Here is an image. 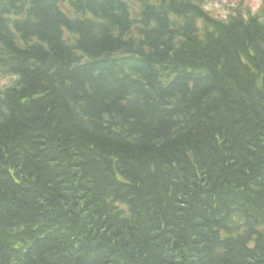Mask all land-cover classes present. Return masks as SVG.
<instances>
[{
	"label": "trees",
	"instance_id": "1",
	"mask_svg": "<svg viewBox=\"0 0 264 264\" xmlns=\"http://www.w3.org/2000/svg\"><path fill=\"white\" fill-rule=\"evenodd\" d=\"M203 1L0 0V264H264V3Z\"/></svg>",
	"mask_w": 264,
	"mask_h": 264
},
{
	"label": "rangeland",
	"instance_id": "2",
	"mask_svg": "<svg viewBox=\"0 0 264 264\" xmlns=\"http://www.w3.org/2000/svg\"><path fill=\"white\" fill-rule=\"evenodd\" d=\"M203 3L207 11L224 18L237 9H241L239 12L244 15L247 14V11H249L248 14H256L260 8L261 0H204ZM11 81L12 76L10 74L0 76V84L7 85Z\"/></svg>",
	"mask_w": 264,
	"mask_h": 264
},
{
	"label": "bare ground",
	"instance_id": "3",
	"mask_svg": "<svg viewBox=\"0 0 264 264\" xmlns=\"http://www.w3.org/2000/svg\"><path fill=\"white\" fill-rule=\"evenodd\" d=\"M71 4V3H70ZM22 11V10H21ZM74 45V44H73Z\"/></svg>",
	"mask_w": 264,
	"mask_h": 264
}]
</instances>
